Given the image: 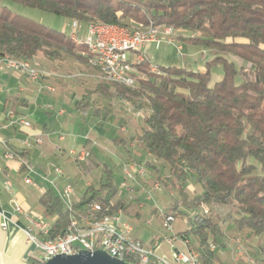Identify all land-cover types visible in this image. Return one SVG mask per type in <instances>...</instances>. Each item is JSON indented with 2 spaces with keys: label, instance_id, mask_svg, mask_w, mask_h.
<instances>
[{
  "label": "trees",
  "instance_id": "1",
  "mask_svg": "<svg viewBox=\"0 0 264 264\" xmlns=\"http://www.w3.org/2000/svg\"><path fill=\"white\" fill-rule=\"evenodd\" d=\"M6 1L84 26L99 22L128 27L125 22H130L141 26L133 31L152 24L198 34L184 42L208 52L203 72L157 66L158 72L153 73L145 56L136 66L143 76L134 88L106 84L103 90L109 99H123L148 110L141 133L129 141L153 158L144 164L154 173H159L156 161L167 166L169 177L161 185H172L178 196L169 211L181 216L193 211L190 228L182 237L189 239L203 264L216 261L208 242L218 245L220 225L194 211L201 204L210 213L220 208L227 219L234 215L236 229H245L247 238L257 237L258 252L264 256V0ZM77 50L84 49L66 33L0 4V59L33 61L41 54L53 61ZM228 56L237 58L240 65ZM213 70L221 78L212 85ZM88 99L76 106H88ZM98 114L93 110L94 116ZM107 114L104 111L103 118ZM87 152L82 162H75L86 175L102 165L90 146ZM26 166L33 167L29 162L22 164L23 169ZM105 170L107 176L98 187H87L75 202V212L87 214L92 204H98L102 211L96 216L103 217L124 208L120 200L115 201L118 189L112 171ZM188 178L200 192L187 191ZM39 203L42 215L58 217L55 226L62 231L67 215L51 188L42 193Z\"/></svg>",
  "mask_w": 264,
  "mask_h": 264
},
{
  "label": "crops",
  "instance_id": "2",
  "mask_svg": "<svg viewBox=\"0 0 264 264\" xmlns=\"http://www.w3.org/2000/svg\"><path fill=\"white\" fill-rule=\"evenodd\" d=\"M65 22L68 23L67 20ZM60 31L66 33L67 29L63 28ZM84 32L85 28L81 29L80 33ZM150 48L149 45L144 51L147 58ZM184 53L187 57L195 54L186 49ZM205 57L200 56V62L198 59H194L191 66L190 63L187 65L186 57H182V65L179 66L203 72ZM36 59L42 69L52 72L55 77H42L33 82L22 74L0 70V264H25L30 254L35 255L33 247L25 240L21 229L25 227L26 223L21 215L14 212V203L19 204L32 214H42L39 199L50 186L41 180L40 176L48 177L58 187H62L65 183L63 178H59L53 173L50 167L52 164L63 169L73 185L75 199L78 200L87 187L93 186L81 179L80 175L88 177L99 170L101 166L86 175L76 164L71 163L66 152L71 149L87 151L90 146L99 162L105 164L100 157L102 144L110 142L115 148H123L128 145L127 142H130L131 138L135 137L130 136L128 140L121 137L109 139L107 123L112 118H118L117 120L122 122L121 125L125 124L124 121H121L122 114H119V109L128 106L129 102L107 97V91L103 90V86L106 84L98 80L97 71L87 64L82 51L77 50L72 55H63L60 59L53 61L46 60L41 54ZM84 98H89V105L79 109L76 105ZM93 110L98 111V116L93 115ZM8 111H13L16 115L24 117L30 123V127L9 125L6 118ZM104 111H108V114L103 118ZM116 114L119 116L116 117ZM121 125L119 131L123 132L125 128ZM36 139H40L41 144H36ZM119 140H123L125 143H117ZM6 152L12 154L22 152L24 155H15L12 159H7L4 157ZM143 153L146 152L137 150L134 155L141 157ZM28 162L36 172L32 178L39 186V190L23 183V177L27 171L23 169L22 164ZM150 172L154 173L155 171L146 168V175ZM96 177L97 175H95ZM122 177L123 188L118 187L114 180L113 182L118 189L115 201L120 200L124 204L123 220L131 226L134 237L147 245L157 241L159 246L156 254L171 260L172 249L166 237L160 238L158 233L147 234L139 224L142 214H145L149 218L146 220L147 224H152L157 218L159 227H162V216L158 208H165L166 212H170V206L160 207L154 203L152 208L151 205L146 206L141 203L143 196L146 197L144 198L146 203L151 201L149 198L150 185L141 183L135 185L132 182H127L124 175ZM101 179V177L97 179L98 184ZM6 181L11 184V193L4 188ZM125 182H127V186ZM196 191L200 192V189L198 188ZM158 195L161 197L160 193ZM192 213L193 211L190 212L188 218L190 221ZM3 216L8 218L5 230L1 228ZM182 217L186 216L179 215L172 225L174 234L179 237L190 228V226L186 229L179 225L178 227L174 226L177 220H183ZM231 240H234L236 245H241L240 239L231 238ZM174 248L184 250L179 241L174 243ZM254 252L255 254L259 253L257 246Z\"/></svg>",
  "mask_w": 264,
  "mask_h": 264
},
{
  "label": "built area",
  "instance_id": "3",
  "mask_svg": "<svg viewBox=\"0 0 264 264\" xmlns=\"http://www.w3.org/2000/svg\"><path fill=\"white\" fill-rule=\"evenodd\" d=\"M68 32V38H76L82 44H85L86 62L99 63L100 66H107L111 74L114 72H124L128 78V86L134 88L138 78L142 77L136 70V66L144 61L145 48L149 45L159 48L161 45H172L176 49L178 56H182V45L178 44L175 38L176 30L167 26H154L149 24L144 27V33H136L133 29L124 28L116 25L104 26L95 22V26L85 27V32L81 34V25L77 22L67 23L65 28ZM150 70L157 73V66L150 65ZM1 71H12L26 76L30 81L36 82L42 77H55L52 72L46 71L40 65L31 67H22L15 65H0ZM142 111H137L135 115L141 116ZM9 125H20L29 128L30 123L22 116L16 115L13 111L6 114ZM36 144H41L40 139L35 140ZM68 158L74 162H82L87 156L86 150H68ZM7 159H12L14 155L6 152ZM53 173L65 180L62 187H58L46 176H40L41 180L47 182L50 188L61 201L67 215V225L61 231L55 226L56 215L44 216L42 214H32L14 203V212L21 215L25 221V227L22 230L25 240L33 247V253L25 264H43L46 258H52L57 255H73L80 251L90 253L101 251L106 255L119 261L132 262V264H203L202 259H196L193 254L188 238L177 236L173 232V223L179 214L166 212L165 208H158L162 216L161 226L164 230L173 234L166 237L167 242L172 249L171 260L165 256L156 254L159 246L157 241L147 245L132 234L131 226L123 220L122 210L113 212V217L101 218L93 217L92 204L87 214H79L74 211L73 206L77 201L75 199L72 183L65 175L63 169L52 164ZM26 174L23 177V183L39 190V186L34 182L32 175H36L33 168L26 166ZM123 175L127 182L136 183L138 179L146 176V169L140 165H124ZM4 188L11 193V184L4 182ZM152 191H159L160 184L155 182L151 187ZM200 215L208 216L209 207L201 204L198 208ZM8 218L3 216L1 224L2 230L7 227ZM179 241L184 250L174 248V243ZM211 252H215L216 245L208 242ZM240 248V249H239ZM236 257L239 259L237 264H264V260L259 259L257 255H249L246 250L237 247ZM216 264V261H214Z\"/></svg>",
  "mask_w": 264,
  "mask_h": 264
},
{
  "label": "rangeland",
  "instance_id": "4",
  "mask_svg": "<svg viewBox=\"0 0 264 264\" xmlns=\"http://www.w3.org/2000/svg\"><path fill=\"white\" fill-rule=\"evenodd\" d=\"M1 5L7 6L9 9L12 11L25 16L27 18H30L38 23H41L43 25H46L48 27H52L53 29L59 30L65 28L67 22L63 18L54 16V15H49L45 13H41L37 10H32L28 8H22L16 5H13L11 2L2 0L0 1ZM126 24H129L128 27L124 28H129V29H136L141 26H135L134 24L131 25L130 22H125ZM80 24V23H79ZM91 24V23H90ZM81 25V24H80ZM89 25V24H88ZM86 26L81 25V29H84ZM194 36H198V34H189L185 33L184 31H178L176 30L175 33V38L178 44L182 45V56H178L176 53V49L172 45H161L158 49L155 48V46L150 45V49L147 52L148 59L153 65L157 66H169V65H175L179 66L182 65V57H186V62L187 65L190 66L193 64L191 63L194 61V59H198L200 56H206V60L209 58L208 52L202 51L201 48L195 47V46H190L187 43L184 42V39L191 38ZM185 49L189 50L191 53H195L194 55H191V57H187L185 55ZM228 59L230 61H234L237 64L240 65V61L237 58L228 56ZM21 61H26V60H21ZM29 63H36L37 65H40L38 60H33V61H27ZM200 62V60H199ZM91 67V66H90ZM92 68V67H91ZM219 69V66L217 67ZM94 69V68H93ZM141 75V74H140ZM143 76V75H141ZM97 78L98 77V72H97ZM221 78V74H218V70H213L212 76H211V83L212 85L218 81ZM125 107V108H124ZM137 111H142L141 116L137 117L135 113ZM148 110L143 107V108H136L134 105L129 103L128 106H123L120 107L119 109V114H122L121 121H124L125 124L121 125L122 122H119L117 119L112 118L110 119L109 123H107L106 127L109 130V139H113L116 137H121L125 138V140H128L130 136H138L143 127V118L144 115L146 114ZM119 115L116 114V117ZM115 117V116H113ZM122 126L125 128L123 132L119 131V126ZM127 146L123 148H115L110 142H107V144H102L101 147V160L102 162L106 164L107 170L112 171L113 175V180L116 183L118 187L123 186V165H129V164H134V165H140L144 166L145 169L148 167L144 164L145 162H148L150 159H152L151 156L147 155L146 153H143L141 157H138L135 154L136 147L134 143L127 142ZM127 154H131L128 156ZM71 163L74 165L75 162L71 159H69ZM140 162V163H138ZM105 164L101 165V168L92 175L88 177H84L83 175H80L81 179L85 180L86 183H89V185L93 186H98V178H105L107 176V171L105 170ZM157 169L159 173H147V175L142 178L138 179L135 185L140 184H148L150 187H152V184L157 182L160 184V190L159 191H152L151 189L149 190L150 192V202H145L143 198H141V203L146 204V206L151 205V207H154V203H156L160 207H166L167 206H172L175 201L178 200L177 193L175 189L173 188L172 185H168L167 187H162V180H165L169 177V172L167 166H165L163 163L156 161L155 162ZM95 175H97V179L95 178ZM125 185L127 186V182H125ZM73 186V185H72ZM80 187H82V184H80ZM123 188V187H122ZM187 191L192 195L193 193H198L196 190L198 189L197 185L193 183V180L191 178H188L187 180ZM158 193L161 194V197H159ZM148 196V194H147ZM130 199V196H129ZM133 203V202H132ZM166 211V210H165ZM194 211L198 212V209H195ZM221 209L216 212L211 211L209 216L213 218L214 221H216L220 225V234L217 236V250L215 253L216 261L219 262L220 264H237L238 263V258L236 257V250L238 245H236L235 241L231 240V238H236L240 239L241 241V248L244 250H247V253L250 255H257L255 254V249L257 246V237H246V230L243 229L242 231H238L236 229V226L234 224V219L235 216H232V219H227V217L224 215V212H219ZM145 212V211H144ZM190 212L191 211H186L185 216L182 217L183 220L179 219L176 221L174 226L178 227L181 226L183 229H186L190 226L191 221L188 219L190 217ZM194 214L192 213V216ZM140 223L141 224V229L144 230L147 234L150 233H158L160 235V238L164 237H171L173 234L169 233L168 231L164 230L162 227H159L158 219L156 218L152 224H147L146 220L149 219L148 215L142 214L140 218ZM240 249V248H239ZM233 257V258H231Z\"/></svg>",
  "mask_w": 264,
  "mask_h": 264
},
{
  "label": "bare ground",
  "instance_id": "5",
  "mask_svg": "<svg viewBox=\"0 0 264 264\" xmlns=\"http://www.w3.org/2000/svg\"><path fill=\"white\" fill-rule=\"evenodd\" d=\"M96 23H99V22H96ZM100 25L111 26V25H105V24H102V23H100ZM88 26H95V23H91ZM134 32H136V33H144V29L135 30ZM66 34L68 36V32H66ZM69 39L75 45L82 47L84 49L83 51H85V44H82L76 38H69ZM87 64L89 66H91L92 68H94L98 72L99 80L102 83H105V84H118V85H123V86H126V87L128 86V78L125 77L124 72H114V75H113V74H111L109 72V70L107 69V66H100L99 63H95V62H87ZM0 65H15V66H22V67H31V66H36L37 64L36 63H29L27 61H21V60L0 59ZM128 88H130V87H128ZM100 211H102L100 206H93V217H97L98 213ZM108 217H113V214L105 215V216H103L101 218H108ZM208 249H209V247H208ZM209 251L211 252V250H209ZM193 254H194L196 259H200L196 249H194V248H193ZM50 259L51 258H46V261H48ZM259 259L260 260H264V256L259 254ZM116 260H119V259H116ZM46 261H44L43 264ZM216 264H220V263L216 262Z\"/></svg>",
  "mask_w": 264,
  "mask_h": 264
},
{
  "label": "water",
  "instance_id": "6",
  "mask_svg": "<svg viewBox=\"0 0 264 264\" xmlns=\"http://www.w3.org/2000/svg\"><path fill=\"white\" fill-rule=\"evenodd\" d=\"M44 264H128L106 255L101 251L93 253L80 251L73 255H57Z\"/></svg>",
  "mask_w": 264,
  "mask_h": 264
}]
</instances>
